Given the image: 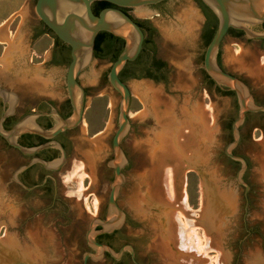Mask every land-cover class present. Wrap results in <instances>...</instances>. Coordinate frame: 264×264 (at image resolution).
Returning a JSON list of instances; mask_svg holds the SVG:
<instances>
[{
  "label": "rangeland",
  "instance_id": "rangeland-1",
  "mask_svg": "<svg viewBox=\"0 0 264 264\" xmlns=\"http://www.w3.org/2000/svg\"><path fill=\"white\" fill-rule=\"evenodd\" d=\"M36 3L0 0V87L12 94L7 110L20 101L18 117L42 100L59 106L68 99L67 67L49 64L55 35L32 41V29L41 24ZM128 11L154 25L156 54L167 77L158 85L127 81L130 127L121 148L130 165L122 171L125 183L117 194L124 213L117 229L136 244L141 264H264V115L248 116L232 152L248 161L242 176L246 193L237 183L242 163L226 156L240 113L238 100L212 85L204 69L203 3L167 0L159 17L151 8ZM217 62L248 86L252 103L264 106V41L230 33ZM112 64L94 59L78 78L86 90L85 113L70 134V158L55 175L58 201L15 186L13 175L25 159L0 137L1 264L11 250L37 264H84L89 253L100 257L89 256L87 264H111L86 237L95 219L115 216L108 201L123 99L109 82ZM165 140L175 146L167 156L162 154Z\"/></svg>",
  "mask_w": 264,
  "mask_h": 264
},
{
  "label": "water",
  "instance_id": "water-1",
  "mask_svg": "<svg viewBox=\"0 0 264 264\" xmlns=\"http://www.w3.org/2000/svg\"><path fill=\"white\" fill-rule=\"evenodd\" d=\"M163 1L165 0H37L35 11L39 19L72 49V61L66 72V88L68 98L73 107V113L68 119H64L55 109L50 113L34 112L22 119L12 129L4 130L3 122L15 114L16 105H13L9 110H5L0 119V137L9 146L20 150L26 156H34L41 150L53 145L63 152V160L60 161V164H63L66 156L58 143L52 142L40 147L24 148L17 143L18 138L24 133H31L45 139H53L62 132L78 128L83 121L86 105V92L80 85L78 78L84 68L95 59V43L98 34L107 32L125 41V48L112 64L108 76L111 86L123 99L120 112L121 120L112 143L115 153L112 163L115 181L108 201L112 211L115 212V216L107 219H95L91 223L86 237L91 247L101 249L103 253L105 251L109 252L117 260L123 256L125 251H129L134 259V248L128 245L122 248L119 253H116L111 248L97 243L95 241L97 235H93V230L95 227L100 226L103 228V232H112L118 228V224L122 221L124 215L117 203V194L125 183L122 171L128 164V159L121 148V142L130 127L128 114L132 95L127 83L121 80L120 73L128 62H133L138 58L143 49L145 35L135 20L122 9L143 10ZM96 2H106L114 5L115 8H105L99 15H95L92 6ZM201 2L218 19L217 30L205 51L204 69L218 86L235 92L240 106V113L233 123L234 140L226 148V156L242 163V168L237 175V183L245 186L247 193L249 186L243 181L242 176L248 168V162L245 158L235 156L232 152L241 140L240 126L245 122L247 114L264 113V106L251 102L253 99L248 86L238 77L222 69L217 62V56L224 39L231 29L243 32L250 39L264 40V0H201ZM10 95H12L11 92L0 87V98L3 99L5 104L11 100ZM40 116H53L57 123L52 129L43 130L36 124V119ZM37 162H41L50 170H56L60 165L53 167L54 162L47 163L34 158L30 164L16 170L13 175V181L18 182L17 175ZM24 188L32 191V189ZM205 215L208 217V209ZM201 223H204V219ZM89 256H92L95 260L100 257L89 253L85 258L84 264H87ZM4 261L6 262L5 264H37L36 261L32 258L30 259L26 253H21L20 250L17 252L9 251L4 256Z\"/></svg>",
  "mask_w": 264,
  "mask_h": 264
},
{
  "label": "flooded vegetation",
  "instance_id": "flooded-vegetation-1",
  "mask_svg": "<svg viewBox=\"0 0 264 264\" xmlns=\"http://www.w3.org/2000/svg\"><path fill=\"white\" fill-rule=\"evenodd\" d=\"M167 0L151 7V10L156 13V17H159L160 14H162V8L166 4ZM97 3H94L92 6L93 12L96 8H98ZM115 8L114 5L110 6H104L100 7L98 10V13L95 15H99L100 12L105 8ZM126 14L131 16L129 14L128 9L123 8L122 9ZM132 17V16H131ZM133 18V17H132ZM134 19V18H133ZM135 22L140 26L142 29L145 39L143 42V49L141 53L139 54L138 58L133 62H128L127 65L124 67L122 72L124 73V77L128 80H148L156 85L164 83L167 77V68L164 65L163 61L160 60L157 57L156 54V44L154 40V35L156 33L154 25L149 21L147 22H140L136 19H134ZM212 29V28H211ZM211 29L207 30L205 29V37H206V44L207 39L211 34ZM234 30V29H233ZM238 31V30H236ZM230 33H236V32H230ZM229 33V34H230ZM49 34L55 35L47 26L43 24L41 21V24L39 27H34L31 31V38L32 41H36L37 38H40L43 35L49 36ZM112 35V34H111ZM245 35V34H244ZM264 41V40H259ZM125 48V41L123 39H120L118 37H115L112 35L110 38V47H108V55L107 59L111 60L115 58L116 56H120L122 51ZM95 54V53H94ZM97 59V58H95ZM102 59V60H107ZM72 61V49L71 47L64 43L62 40H60L56 35L53 43V48L50 55L49 64L54 66L55 68L58 67H69L70 63ZM121 72V73H122ZM208 76V75H207ZM142 77V78H140ZM209 77V76H208ZM211 84L213 81L211 78L207 79ZM126 81V83H127ZM214 82V81H213ZM215 83V82H214ZM217 89L227 92L229 94H233L236 96L234 91H231L227 88H223L218 86L216 83L212 84ZM86 92V90H85ZM237 98V96H236ZM20 106V101L18 100V105L16 106V112L18 107ZM6 104L4 103L3 99L0 98V119L2 118L6 108ZM53 109H55L61 117L64 119H68L72 113H73V107L71 105V102L68 99L62 101V103L57 106L56 103L51 100H42L34 110L29 111L18 117L16 113L8 117L3 122V129L4 130H10L12 129L16 124H18L22 119H24L26 116L34 113V112H40V113H50ZM250 114L254 115H264V113H249L246 116L245 121L247 120L248 116ZM57 121L55 117L53 116H40L36 119V124L42 128L43 130H50L56 125ZM77 129V128H76ZM74 130H67L65 132L60 133L58 136H56L53 139H45L37 134H31V133H24L19 138L17 143L24 148H35L40 147L46 144H50L52 142L58 143L61 148L65 152L66 159L63 164H60L59 167L56 170H50L45 167L44 164L41 162H37L28 168L24 169L21 173L17 175L18 182H14L15 186L19 189H22L28 194H33L36 191H43L45 193V196L53 198L55 201H58L57 198V190H58V181L55 177L58 173L62 171L64 166L67 164L69 158L71 149L73 147V139L71 138V133ZM241 142V140H240ZM239 142V144H240ZM17 154L25 159V163L22 166H26L30 164V162L34 159H40L47 163H52L55 161H62L63 160V152L57 148L51 145L50 147H47L40 152L36 153L34 156H26L24 155L20 150L13 148ZM229 158V157H228ZM232 160L231 158H229ZM234 161V160H232ZM248 162V161H247ZM130 165V161H128L127 167ZM22 166H18L17 169L21 168ZM24 187L32 189V191L26 190ZM106 216L104 215L101 217V219H105ZM125 222L129 227H132V224L130 223L128 217L125 218ZM95 231L98 233L95 237V241L99 244L105 245L109 248H111L114 252L119 253L122 248L125 246H132L135 251V258L133 259L132 255L129 251H125L123 256L117 260L113 258L109 252H104L103 257L104 259H107L110 261L111 264H141L137 257V246L134 244L130 239H126L122 232H120L118 229L113 230L112 232H103V228L100 226H97ZM136 262V263H135Z\"/></svg>",
  "mask_w": 264,
  "mask_h": 264
},
{
  "label": "trees",
  "instance_id": "trees-1",
  "mask_svg": "<svg viewBox=\"0 0 264 264\" xmlns=\"http://www.w3.org/2000/svg\"><path fill=\"white\" fill-rule=\"evenodd\" d=\"M97 5H98L97 6L98 8H96L94 10L95 14L98 13L97 9H99L100 7L110 6V4L106 3V2H98ZM203 6H204L205 14H206V17H207V30L212 28L211 29V34H210V36L207 39V46H208V44L211 42V40H212L216 30H217L218 19L215 16V14L205 4H203ZM230 32H236L240 36L244 35L243 32L236 31V30H233V29H231L229 31V33ZM111 37H112V35L107 33V32H101V33L98 34V36L96 38V43H95V58H97V59H107L108 47H110V38ZM117 59H118V56L113 58L112 62L114 63ZM120 78H121V80L124 83H126L127 79L124 77V73L123 72L120 73ZM140 78H142V77H140ZM208 78H210V77H208ZM211 82H212V84H215L213 81H211Z\"/></svg>",
  "mask_w": 264,
  "mask_h": 264
},
{
  "label": "bare ground",
  "instance_id": "bare-ground-1",
  "mask_svg": "<svg viewBox=\"0 0 264 264\" xmlns=\"http://www.w3.org/2000/svg\"><path fill=\"white\" fill-rule=\"evenodd\" d=\"M162 143H163V147H162V154H164V156L166 155L167 156V153L168 152H170V149L171 148H174L175 146H174V142L172 143L171 141H162ZM176 149V148H175ZM166 157H164L163 159H165ZM153 159V158H152ZM167 159V158H166ZM165 159V160H166ZM171 172V171H170ZM174 180H175V176H174V173H172V176H171V181H173L174 182ZM173 182H171L172 184H171V186H172V188L174 189V187H173ZM173 192H174V190H173ZM185 236V235H184ZM182 237H183V235H182ZM182 237L180 236V238L182 239ZM187 237V236H186ZM178 238V237H177ZM185 237H183V239L182 240H185V242H187L188 241V238L187 239H184ZM191 249V248H190ZM193 250V249H192ZM205 252H207V250L205 251ZM28 255V254H27ZM29 256V255H28ZM30 257V256H29ZM1 264V263H0ZM2 264H5V263H2Z\"/></svg>",
  "mask_w": 264,
  "mask_h": 264
}]
</instances>
